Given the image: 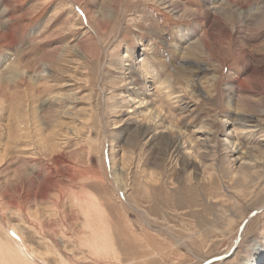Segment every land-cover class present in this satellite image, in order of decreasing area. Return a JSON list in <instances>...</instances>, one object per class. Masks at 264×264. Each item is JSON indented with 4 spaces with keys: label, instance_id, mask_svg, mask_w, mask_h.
<instances>
[{
    "label": "rangeland",
    "instance_id": "1",
    "mask_svg": "<svg viewBox=\"0 0 264 264\" xmlns=\"http://www.w3.org/2000/svg\"><path fill=\"white\" fill-rule=\"evenodd\" d=\"M72 1L0 0V264H264V0Z\"/></svg>",
    "mask_w": 264,
    "mask_h": 264
},
{
    "label": "bare ground",
    "instance_id": "2",
    "mask_svg": "<svg viewBox=\"0 0 264 264\" xmlns=\"http://www.w3.org/2000/svg\"><path fill=\"white\" fill-rule=\"evenodd\" d=\"M74 1V0H73ZM72 1V2H73ZM78 2H76V1H74L75 2V4H79V2H81L80 0H77ZM241 1V0H240ZM246 1H248V0H246ZM71 2V1H70ZM80 5V4H79ZM169 5H172V3L170 4L169 3ZM240 6V5H239ZM9 7V6H8ZM170 7V6H169ZM238 7V6H237ZM257 8V7H256ZM5 10H8V8H5L4 7V9H3V12L5 11ZM83 11V14H84V18L86 19V22L88 23V24H90L91 25V20L93 19V18H95V20H96V17L95 16H93L90 12H89V10L87 11V10H82ZM259 16V15H258ZM105 17L103 16V19H104ZM97 21V20H96ZM105 22V21H104ZM108 23V20H106V23H104V26L106 25ZM8 27V28H7ZM7 30H6V32L5 33H14V27H12V26H8L7 25ZM80 27V26H79ZM89 27V26H88ZM5 28V29H6ZM106 28V27H105ZM93 30H94V28H93ZM1 31V30H0ZM94 32H95V34L97 35V38H99V35L97 34V30L95 31L94 30ZM5 33H3V34H5ZM106 33V31H104V32H102V34L104 35ZM94 34V33H93ZM1 36V35H0ZM3 36H5V35H3ZM2 37V36H1ZM95 37V36H94ZM7 38V37H6ZM5 38V39H6ZM125 57H127V55H125ZM122 58V57H121ZM129 58V57H128ZM124 61H129V60H124ZM123 61V62H124ZM124 65H127V66H131L130 64H128V62H125V64ZM149 68V66H148V64L145 62L144 64H143V68H141V66H138V67H135V65H132L131 67H129V68H127V70H131V72L132 71H134V70H138L139 71V73L140 74H144L145 75V78H148L150 75H151V77L153 76L152 74H151V71L149 70V71H146L147 69ZM153 73V72H152ZM135 74H136V72H135ZM154 74V73H153ZM168 81L167 80H160V82H159V84L157 85V91L158 92H160V91H163V90H165V92L164 93H166L167 95H163V96H161L160 97V99L159 100H157V101H155L156 100V98H154L153 97V99L151 100V102H145V104H147V106H149V103L150 104H152L153 106H159L157 109H151L150 108V111L148 112V113H142L143 114V117H147L148 115H150V120L149 121H152V122H155V121H160V120H163V119H165V117L167 118L168 116H170L171 117V119L172 118H174V116L170 113V111H169V109H170V106L172 105L171 103H172V100L170 99V97H169V94L167 93L168 91H167V89H169L168 88V83H167ZM157 97V96H156ZM172 98V97H171ZM165 101H167V105H163L161 102H165ZM144 101H142L141 103H143ZM150 107H151V105H150ZM149 108V107H148ZM163 112V113H162ZM159 118V119H158ZM167 127L168 128H171V129H173L174 128V126L172 125V124H168L167 125ZM232 148L234 147V143L232 144V146H231ZM193 152V151H192ZM194 155H196V153L194 154ZM49 184V183H48ZM46 188V187H45ZM45 192V191H44ZM87 192V191H86ZM36 193V192H35ZM17 194V193H16ZM79 195V194H78ZM82 195V194H81ZM194 206V205H193ZM184 209V208H183ZM262 210H264V207L263 208H261V209H259V210H255V211H253L251 214H253V215H256V214H258L259 212H261ZM156 219V218H155ZM250 219V218H249ZM248 219V220H249ZM247 219L241 224V226H240V228H239V233H238V236H237V238H236V240H235V242H234V245H233V247L231 248V250L227 253V254H224L225 255V258L226 257H228L229 255H231V253L234 251V249L236 248V246H237V243H238V241H239V239H240V237H241V232H242V229L244 228V226H245V224H246V222L248 221ZM94 242V241H93ZM1 250H3L2 248H1ZM256 256H254L255 257V261H258V260H263L264 259V257H263V253H264V250H257L256 252ZM1 254V253H0ZM2 257V256H1ZM262 257H263V259H262ZM2 259V258H1ZM23 263H25V262H23Z\"/></svg>",
    "mask_w": 264,
    "mask_h": 264
},
{
    "label": "water",
    "instance_id": "3",
    "mask_svg": "<svg viewBox=\"0 0 264 264\" xmlns=\"http://www.w3.org/2000/svg\"><path fill=\"white\" fill-rule=\"evenodd\" d=\"M254 214V213H253ZM253 214H250L249 216H248V218H246L247 220L250 218V217H252L253 216ZM222 258H225V255H222V256H220L219 258H217V259H222Z\"/></svg>",
    "mask_w": 264,
    "mask_h": 264
}]
</instances>
